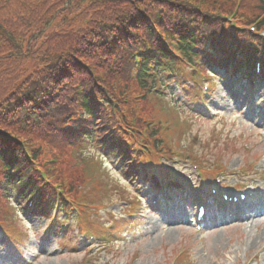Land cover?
<instances>
[{
	"label": "trees",
	"instance_id": "1",
	"mask_svg": "<svg viewBox=\"0 0 264 264\" xmlns=\"http://www.w3.org/2000/svg\"><path fill=\"white\" fill-rule=\"evenodd\" d=\"M143 1L0 0V48L7 47L19 59L25 57L44 64L13 87L12 101L21 95L19 110L38 104L40 98L48 100L51 93L79 81L75 75L81 72L87 59H92L93 52L88 49L99 51L105 33L122 34L123 25L130 23L133 14L145 11ZM58 18L63 20L54 27ZM54 38L63 43H56ZM48 39L51 46L45 41ZM43 44L46 47L42 50ZM91 63L95 65L94 59Z\"/></svg>",
	"mask_w": 264,
	"mask_h": 264
},
{
	"label": "rangeland",
	"instance_id": "2",
	"mask_svg": "<svg viewBox=\"0 0 264 264\" xmlns=\"http://www.w3.org/2000/svg\"><path fill=\"white\" fill-rule=\"evenodd\" d=\"M257 0H250V5L255 4ZM63 18H58L53 22V26L60 25ZM54 37V36H52ZM29 38V37H28ZM54 40L60 43H63L59 39ZM52 41V45L55 44V41ZM49 45V39L45 40ZM45 44H43V49H45ZM7 47H1L0 55V101L1 95H5V99L10 98L12 94V89L14 86L18 85L25 76L33 72L36 68L44 66L43 63L36 61L35 59H19L14 56V53L8 51ZM26 45L24 46V52L26 50ZM9 100V99H7ZM8 105V104H7ZM158 109V108H157ZM250 128L255 126L251 124ZM210 129L203 124L195 123L193 129L189 132L184 140L185 147H192L200 155H206L208 160H212L215 157V154L219 151H223V148H219L217 143L212 140L209 133ZM22 140H27L30 143H33L36 147H45V144L28 135L26 133L19 136ZM253 141L258 140L257 137L250 136ZM45 150V149H44ZM49 149L47 148V150ZM73 149L68 148L66 151L67 158H64V163L62 165L64 171L71 174L74 180L81 177L93 176L97 173L103 174L105 170L102 165L94 161V159L85 155L82 162H79L78 170L75 168H70V165L75 160V155H71ZM63 149L59 148L56 153H62ZM226 158L231 159V166L237 165V157L229 156V152L226 154ZM113 166V165H110ZM118 177V175H116ZM92 182V180H91ZM112 183L118 184L117 179L112 178ZM115 208V207H114ZM113 208V209H114ZM42 217H34L30 220L31 231L35 234V231L38 225H41L40 222ZM264 228H257L254 226L243 225L238 227V224L227 229H221V231L210 235L209 237V246L208 254L203 256L204 252L200 250V244H197L198 236H194L188 227H181V224L174 225L170 230L165 232L157 231L144 239L143 241L136 244L128 245H119L110 254L108 253L107 258L104 262L109 261V264H126L131 261V258L135 254H139L138 259L134 264H165L171 256L177 250L178 245L184 243V241L192 248L193 258L197 264H241L242 258L245 256L247 250L251 248L255 250L264 241ZM70 236H74L70 234ZM79 238V237H78ZM77 238V239H78ZM220 239V240H219ZM48 240V238H47ZM32 246L39 251L43 247L51 250L54 247H58L54 239L47 241H39V236L37 234V239L32 242ZM29 245L31 243L29 242ZM48 250L42 251L43 253H48ZM43 256L42 260L38 264H77L79 260V255L69 254L65 252L63 255L59 254L55 257Z\"/></svg>",
	"mask_w": 264,
	"mask_h": 264
},
{
	"label": "bare ground",
	"instance_id": "3",
	"mask_svg": "<svg viewBox=\"0 0 264 264\" xmlns=\"http://www.w3.org/2000/svg\"><path fill=\"white\" fill-rule=\"evenodd\" d=\"M193 174V173H192ZM220 240V239H219Z\"/></svg>",
	"mask_w": 264,
	"mask_h": 264
}]
</instances>
